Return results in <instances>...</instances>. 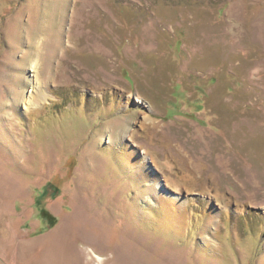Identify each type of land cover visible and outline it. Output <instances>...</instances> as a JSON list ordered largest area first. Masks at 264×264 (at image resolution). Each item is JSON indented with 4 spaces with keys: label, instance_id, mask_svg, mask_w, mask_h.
Returning <instances> with one entry per match:
<instances>
[{
    "label": "rangeland",
    "instance_id": "1",
    "mask_svg": "<svg viewBox=\"0 0 264 264\" xmlns=\"http://www.w3.org/2000/svg\"><path fill=\"white\" fill-rule=\"evenodd\" d=\"M0 264H264V0H0Z\"/></svg>",
    "mask_w": 264,
    "mask_h": 264
},
{
    "label": "bare ground",
    "instance_id": "2",
    "mask_svg": "<svg viewBox=\"0 0 264 264\" xmlns=\"http://www.w3.org/2000/svg\"><path fill=\"white\" fill-rule=\"evenodd\" d=\"M37 67V62H35V63H33V68H36ZM35 70V69H34ZM31 98V97H30ZM36 99V98H35ZM108 135H110V133L108 134ZM111 137H112V135H111Z\"/></svg>",
    "mask_w": 264,
    "mask_h": 264
}]
</instances>
